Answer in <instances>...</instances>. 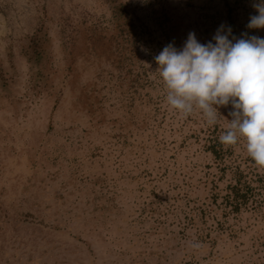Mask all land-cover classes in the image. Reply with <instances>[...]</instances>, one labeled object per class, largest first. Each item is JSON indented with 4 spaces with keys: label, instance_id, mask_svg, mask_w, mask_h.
<instances>
[{
    "label": "rangeland",
    "instance_id": "1",
    "mask_svg": "<svg viewBox=\"0 0 264 264\" xmlns=\"http://www.w3.org/2000/svg\"><path fill=\"white\" fill-rule=\"evenodd\" d=\"M259 2L0 0V264H264V169L220 142L231 105L183 117L155 61L222 25L264 38Z\"/></svg>",
    "mask_w": 264,
    "mask_h": 264
},
{
    "label": "clouds",
    "instance_id": "2",
    "mask_svg": "<svg viewBox=\"0 0 264 264\" xmlns=\"http://www.w3.org/2000/svg\"><path fill=\"white\" fill-rule=\"evenodd\" d=\"M254 7L258 15L250 17L248 27L262 29L264 0ZM230 35L222 25L215 43L201 44L189 33L181 49L169 44L155 57L157 70L167 89L166 103L185 118L198 112L214 126L223 116L219 109L231 105L220 142L236 146L242 139L247 155L264 169V38Z\"/></svg>",
    "mask_w": 264,
    "mask_h": 264
},
{
    "label": "trees",
    "instance_id": "3",
    "mask_svg": "<svg viewBox=\"0 0 264 264\" xmlns=\"http://www.w3.org/2000/svg\"><path fill=\"white\" fill-rule=\"evenodd\" d=\"M212 152L214 153V152H215V150L213 149V150H212Z\"/></svg>",
    "mask_w": 264,
    "mask_h": 264
}]
</instances>
